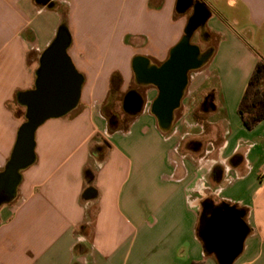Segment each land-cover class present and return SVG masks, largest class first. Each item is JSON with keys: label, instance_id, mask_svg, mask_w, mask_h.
Instances as JSON below:
<instances>
[{"label": "crops", "instance_id": "obj_1", "mask_svg": "<svg viewBox=\"0 0 264 264\" xmlns=\"http://www.w3.org/2000/svg\"><path fill=\"white\" fill-rule=\"evenodd\" d=\"M197 16L199 65L167 118L149 73ZM63 27L81 100L13 182L19 96ZM261 59L264 0H0V264H264V120L239 114ZM131 89L142 110L120 116Z\"/></svg>", "mask_w": 264, "mask_h": 264}, {"label": "water", "instance_id": "obj_2", "mask_svg": "<svg viewBox=\"0 0 264 264\" xmlns=\"http://www.w3.org/2000/svg\"><path fill=\"white\" fill-rule=\"evenodd\" d=\"M200 20V16L191 20L183 42L173 51L171 61L149 73L151 80L163 88L160 108L164 117L168 118L173 111L172 107L179 102L181 91L187 84L188 71L199 65L196 60L199 49L189 46V42ZM70 44L68 30L60 28L55 40L41 56L35 89L19 96V103L26 107L27 113L26 122L19 130L17 144L5 174H14L13 182L17 177L15 176L17 171L34 162L37 129L49 119L66 116L80 103L85 79L68 54ZM135 69L139 80L143 74L139 62ZM123 103L126 111L138 113L142 110L143 100L137 93L127 95ZM92 191L90 188L87 193ZM224 223L223 220L218 226L225 233L228 228ZM229 229L231 230V227ZM228 242L230 240H227ZM230 254L227 253L226 256Z\"/></svg>", "mask_w": 264, "mask_h": 264}, {"label": "trees", "instance_id": "obj_3", "mask_svg": "<svg viewBox=\"0 0 264 264\" xmlns=\"http://www.w3.org/2000/svg\"><path fill=\"white\" fill-rule=\"evenodd\" d=\"M122 78L114 74L111 81L109 100L119 94ZM239 114L246 128L253 129L264 120V59H261L248 84L239 106ZM201 264V263H198Z\"/></svg>", "mask_w": 264, "mask_h": 264}, {"label": "rangeland", "instance_id": "obj_4", "mask_svg": "<svg viewBox=\"0 0 264 264\" xmlns=\"http://www.w3.org/2000/svg\"><path fill=\"white\" fill-rule=\"evenodd\" d=\"M200 36H199V34L198 33H196V34H194V36H193V42L194 43H198V42H200ZM137 84H136V82L135 83H133V86H136ZM119 101V100H118ZM117 113H118V115H120V116H126L127 115V111L125 110V108H124V103H123V101H122V98H121V100L118 102V107H117Z\"/></svg>", "mask_w": 264, "mask_h": 264}, {"label": "flooded vegetation", "instance_id": "obj_5", "mask_svg": "<svg viewBox=\"0 0 264 264\" xmlns=\"http://www.w3.org/2000/svg\"><path fill=\"white\" fill-rule=\"evenodd\" d=\"M193 4H195L194 2H193ZM134 93H139L140 94V92L138 91V89H131L130 90V92L128 93V95H130V94H134ZM128 112H132V111H128ZM132 113H134V112H132Z\"/></svg>", "mask_w": 264, "mask_h": 264}, {"label": "built area", "instance_id": "obj_6", "mask_svg": "<svg viewBox=\"0 0 264 264\" xmlns=\"http://www.w3.org/2000/svg\"><path fill=\"white\" fill-rule=\"evenodd\" d=\"M261 179H262V181L264 182V168H263V171H262V173H261Z\"/></svg>", "mask_w": 264, "mask_h": 264}]
</instances>
